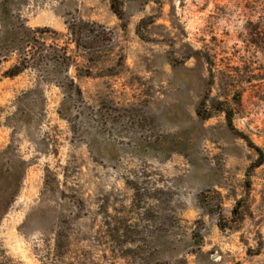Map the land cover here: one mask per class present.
<instances>
[{
	"label": "rangeland",
	"instance_id": "374dc122",
	"mask_svg": "<svg viewBox=\"0 0 264 264\" xmlns=\"http://www.w3.org/2000/svg\"><path fill=\"white\" fill-rule=\"evenodd\" d=\"M20 24L71 65L0 56V264H264V0H0Z\"/></svg>",
	"mask_w": 264,
	"mask_h": 264
},
{
	"label": "trees",
	"instance_id": "16d2710c",
	"mask_svg": "<svg viewBox=\"0 0 264 264\" xmlns=\"http://www.w3.org/2000/svg\"><path fill=\"white\" fill-rule=\"evenodd\" d=\"M92 23H72L67 27L68 37L70 42L75 46L77 50L83 49L84 52H89L92 49V35L88 30ZM44 31L40 29L32 30L20 24L13 27L10 37L2 40L0 44V56L3 53H14L17 56L16 63L5 73L8 78H14L27 69H39L42 63L53 60L56 65L63 68L67 72L71 65L70 57H67L66 50L61 59L51 58L50 55L44 50V44L39 41L36 37L37 34H41ZM68 82V86L71 87L73 97L79 98L81 92L79 88L70 80L67 76L65 78ZM223 112V111H219ZM197 116L201 119L206 120L208 117H202L200 112H197ZM226 122L229 127L231 125V113H225ZM262 163H259L260 166Z\"/></svg>",
	"mask_w": 264,
	"mask_h": 264
}]
</instances>
